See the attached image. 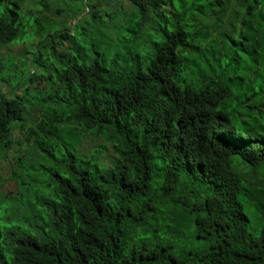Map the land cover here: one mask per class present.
Returning a JSON list of instances; mask_svg holds the SVG:
<instances>
[{
  "label": "trees",
  "instance_id": "1",
  "mask_svg": "<svg viewBox=\"0 0 264 264\" xmlns=\"http://www.w3.org/2000/svg\"><path fill=\"white\" fill-rule=\"evenodd\" d=\"M23 1L0 0V47ZM82 1L88 45L35 17L43 73L0 88V264H264V0Z\"/></svg>",
  "mask_w": 264,
  "mask_h": 264
},
{
  "label": "rangeland",
  "instance_id": "2",
  "mask_svg": "<svg viewBox=\"0 0 264 264\" xmlns=\"http://www.w3.org/2000/svg\"><path fill=\"white\" fill-rule=\"evenodd\" d=\"M48 3V8H42L37 2V0H24L22 4H20V17L21 22L24 25L25 33L22 38H18L12 44L2 45L0 47V57L3 60L5 67L2 71H0V88L6 92L8 95L10 93V88L12 86H16L17 79L21 72H30L37 74L43 73V68L37 65L26 63V59L28 55L32 56V52H35V48L33 46L39 39L38 34L35 33L34 26L36 28V24L34 23V18L38 20L40 26L47 27L49 31H66L69 33H73L76 35L77 43L84 47L88 45V43L84 42L80 38V30L84 25V21L81 18V12L84 8V2L82 0H46ZM41 8V12L38 10ZM59 8L63 11L59 13L56 9ZM68 9H72L73 14L65 15ZM129 18V17H128ZM34 25V26H33ZM150 29H147V32ZM146 32V33H147ZM90 34V33H88ZM151 40L146 36L139 39L137 43V47L142 54H148L151 51ZM33 49V50H32ZM90 51L86 50V53ZM14 68H17L16 71ZM38 82L41 84V87L45 85V81L40 78ZM27 86L30 83L26 84ZM19 92V91H18ZM38 96H40L35 90L30 91L28 97L30 98V102H26V106L31 112H27L26 117L34 113V111L38 110ZM28 123H31V120L28 119ZM13 135L18 138V131L15 129L13 131ZM84 150L87 151L91 149L94 145L92 142L88 140L84 141ZM12 148L8 151H4L2 147H0V197L5 194L6 191H12V195H16L17 186L16 183L11 182L8 177V169L10 166V160L12 159ZM24 203L27 201H35L36 196L33 192L24 195ZM12 199L14 201H6L0 199L2 204V208L0 209V217L6 216L8 213L10 214L19 204L20 196H14Z\"/></svg>",
  "mask_w": 264,
  "mask_h": 264
}]
</instances>
